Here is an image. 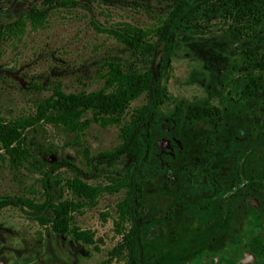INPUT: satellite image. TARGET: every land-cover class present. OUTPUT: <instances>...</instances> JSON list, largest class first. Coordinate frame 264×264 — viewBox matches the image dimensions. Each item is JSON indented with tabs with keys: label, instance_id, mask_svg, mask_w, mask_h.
I'll use <instances>...</instances> for the list:
<instances>
[{
	"label": "rangeland",
	"instance_id": "obj_1",
	"mask_svg": "<svg viewBox=\"0 0 264 264\" xmlns=\"http://www.w3.org/2000/svg\"><path fill=\"white\" fill-rule=\"evenodd\" d=\"M179 1L0 0L5 119L33 113L56 83L66 92L101 87L108 59L152 71L150 87L128 109L146 106L136 160L122 154L109 163L100 155L120 138L116 125L96 122L79 135L87 154L75 133L42 121L24 131V159L12 162L0 149V202H9L0 207V264H233L228 253L237 249L224 244L263 226L264 189L255 209L232 210L231 200L218 205L236 181L239 160L252 162L251 177L264 183V71L244 53L264 52V16L247 23L256 29L247 35L230 24L222 4L204 7L195 18L190 10L203 0H186L177 11ZM126 23L146 32L151 53L141 56L103 31ZM259 73L257 92L240 96L246 76ZM189 107H217L219 113L214 122L188 118ZM126 174L127 185L103 191L95 204L72 213L71 225L92 231L93 243L39 223V215H50L49 202L74 197L64 186L67 178L106 185ZM125 196L130 209L122 232L131 233V249L115 250L122 238L116 204ZM20 198L44 206L37 211ZM252 239L257 261L251 264H264V239Z\"/></svg>",
	"mask_w": 264,
	"mask_h": 264
},
{
	"label": "trees",
	"instance_id": "obj_2",
	"mask_svg": "<svg viewBox=\"0 0 264 264\" xmlns=\"http://www.w3.org/2000/svg\"><path fill=\"white\" fill-rule=\"evenodd\" d=\"M185 3L186 0H180L175 9L179 11ZM218 4L225 7L224 14L230 24L247 35H250L249 32L252 34L256 31L255 27H247V23L259 15L264 16V0H203L193 7L190 13L193 17L198 18L204 7ZM103 31L110 33L116 40L141 56L154 50V44L147 40L146 32L142 28L126 23L116 29L103 28ZM244 53L251 55V59L258 68L264 71V52L247 48ZM100 75L103 83L97 89L66 92L59 83H56L49 95L35 103L33 113L20 114L9 119L0 116V149L8 155L12 162L24 159L26 153L24 131L42 121L59 125L65 131L75 133V143L82 146L83 151L87 154L88 150L79 135L89 127L91 122H96L101 126L116 125L120 138V143L115 148L102 151L100 155L109 157V163L118 159L122 154H127L132 160H136L140 156L143 145L139 127L143 123L146 106L144 104L136 106L130 112L128 109L132 100L150 87L152 71L150 68L132 71L125 68L119 61L108 59L101 65ZM262 81L261 73L246 76L240 96L245 97L257 92ZM88 110L91 111V116L85 115ZM218 113L217 107H189L185 111L188 118H206L210 122H214V117ZM152 121L150 116L145 124L147 136L150 135ZM126 177L127 174L106 185L88 183L77 175L67 178L64 181V186L74 197L49 202L47 208L50 210V215H39V223H48L56 233H71L75 238L85 243H93L92 231L71 225L72 213L85 204H95L97 197L103 191H115L123 185H127ZM19 200L23 205L37 211H40L44 206V202L37 206L29 198H20ZM8 203V201H1L0 207ZM136 203L139 202L136 201ZM116 206L118 219L115 222V228L118 233L122 234V238L115 250L124 247L130 250L131 233L122 232V225L127 219L130 209L128 196L118 201Z\"/></svg>",
	"mask_w": 264,
	"mask_h": 264
},
{
	"label": "flooded vegetation",
	"instance_id": "obj_3",
	"mask_svg": "<svg viewBox=\"0 0 264 264\" xmlns=\"http://www.w3.org/2000/svg\"><path fill=\"white\" fill-rule=\"evenodd\" d=\"M252 169V162H245L242 160L236 162V168L234 170V173L237 174L236 181L232 184L228 195H224L220 199L219 207L228 205V201L230 200L234 202L231 206L232 210L241 207L240 209L243 212L245 208L255 209L260 205L261 198H259L258 195H260V191L264 189V183L259 184L253 177H251ZM210 196L213 197L217 195ZM260 215L264 216V212L260 213ZM239 225L242 227L243 222H240ZM243 229L245 230L244 227ZM245 232V235L239 240V242L227 241L223 246V249L225 250H230L232 248L237 249L234 253H228V258L234 259L233 264H251L257 261L256 254L251 251L254 242L252 238L260 236L264 239V221L261 228H252ZM200 260L201 259H198L197 262Z\"/></svg>",
	"mask_w": 264,
	"mask_h": 264
}]
</instances>
